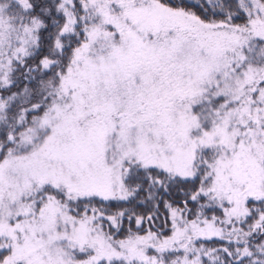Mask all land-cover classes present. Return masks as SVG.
<instances>
[{"label": "snow or ice", "instance_id": "1", "mask_svg": "<svg viewBox=\"0 0 264 264\" xmlns=\"http://www.w3.org/2000/svg\"><path fill=\"white\" fill-rule=\"evenodd\" d=\"M0 264H264V0H0Z\"/></svg>", "mask_w": 264, "mask_h": 264}]
</instances>
